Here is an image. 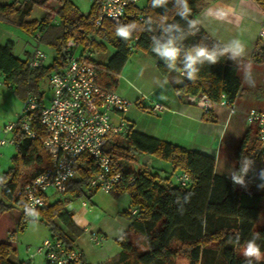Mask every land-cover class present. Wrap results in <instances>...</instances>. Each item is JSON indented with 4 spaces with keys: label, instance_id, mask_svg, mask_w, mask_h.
<instances>
[{
    "label": "trees",
    "instance_id": "trees-1",
    "mask_svg": "<svg viewBox=\"0 0 264 264\" xmlns=\"http://www.w3.org/2000/svg\"><path fill=\"white\" fill-rule=\"evenodd\" d=\"M253 1L264 9V0ZM139 3L127 9L120 23L106 22L105 31L97 32L94 21L99 15V6L95 2L89 14L83 15L70 0L0 1V22L7 23L11 17L18 16L16 26L32 35L39 34V41L56 51L50 65L30 69L28 56L26 60L14 56L13 43L0 44V77L4 85L14 89V93L23 100L30 94L41 96L40 83L61 68L65 43L70 38L78 36L84 40L95 33L94 36L97 34L100 40L94 41L93 46L99 53L106 51L105 43L114 50L105 63L96 59L92 62L98 72V84L104 89L114 91L117 77L128 59L133 51H139L156 63L162 76L172 80L178 95L186 98L204 95L218 102L224 94L229 102L234 103L241 90V81L238 68L231 59L221 57L215 64L206 62L199 66L192 79L184 74L183 51L196 45L211 48L220 44L206 33L197 20L202 10L200 0H188L191 8L188 20L195 22L194 34H188V23L176 14L174 1L169 0L166 5L158 7L152 6V0H147L143 7ZM33 7L45 11L40 21H27ZM169 24H179L186 34L182 41L179 33L172 34L177 38V46L182 49L174 69L152 51L155 46L152 37L159 38ZM122 26L129 30L127 40L116 34L117 28ZM253 59L258 63L264 61V47L255 48ZM209 120L214 122L211 118ZM15 139L16 154L11 159L10 168L0 177V219H7L9 213L19 210L17 219L20 226L25 215L18 192L49 168L50 157L39 141L28 139L21 133H15ZM108 154L114 173L121 175L110 195L118 197L127 194L131 199L130 209H136L137 215H131L130 210L126 214L130 226L127 233L117 240L121 251L105 264H172L177 259H184L189 264H245V258L240 257L237 250L245 246L254 234L258 235L256 243L264 253V229H256L264 213V179H261L264 150L255 138L252 142L249 135H245L236 156L234 171L239 170L242 157L253 161L244 186L233 184L230 176L217 175L213 156L138 133L129 124L120 135L108 141ZM139 155L155 156L167 162L173 168V175L161 176L151 169V165L146 167L143 163L137 172L123 169L124 161L133 162ZM255 165L262 169L257 180H253L251 175ZM75 171L76 178L67 183L63 196H87L90 182L100 173L96 161L86 154L76 162ZM182 172L188 173L191 178L187 188L181 187L176 180V175ZM69 201L64 198L47 205L39 214L48 226L50 238L61 242L67 249H74L83 232L73 222L74 213L66 208ZM10 234H14L12 227L0 230V264H31L30 261L12 260L15 247ZM133 237L143 241L144 250H138L133 244ZM237 238L239 243H236ZM82 261L86 264L84 259ZM253 264L257 262L253 261ZM258 264H264V260Z\"/></svg>",
    "mask_w": 264,
    "mask_h": 264
},
{
    "label": "built area",
    "instance_id": "built-area-1",
    "mask_svg": "<svg viewBox=\"0 0 264 264\" xmlns=\"http://www.w3.org/2000/svg\"><path fill=\"white\" fill-rule=\"evenodd\" d=\"M92 2L99 6L94 29L104 32L106 22L120 23L125 18L127 9L140 0ZM96 37L97 34L84 40H80L78 36L70 38L62 50L64 59L61 68L47 77L46 89L50 97L46 98L45 92L41 96H26L17 121L5 125L1 131L0 151L7 145H15V133H21L28 139L39 141L50 157L49 168L18 192L23 214L27 217L35 215L27 213L25 206L34 208L38 214L48 205V193L63 195L66 192L67 183L76 178L75 164L85 154L92 157L100 169L99 175L90 182L89 190L110 195L113 187L121 180V175L114 173L108 154V141L126 128L127 123L120 116L125 115L132 104L98 84V72L92 64L96 59L93 49ZM258 43L264 47V19L260 23ZM46 61V54L37 47L30 54L27 65L30 69H39L46 65ZM187 100L206 114L214 106L226 109L229 116L237 112L234 103L229 102L224 94L218 102L204 95L188 97ZM163 111L164 107L160 104H155L152 108L154 113ZM246 121L256 129V141L261 150H264V109L248 110ZM176 180L184 188L191 184L190 175L186 172L178 173ZM130 213L136 216L137 210L131 208ZM91 238L97 245L102 241L95 232L91 233ZM36 254L41 255L48 264H83L81 251L67 249L61 242L51 238L37 248Z\"/></svg>",
    "mask_w": 264,
    "mask_h": 264
},
{
    "label": "crops",
    "instance_id": "crops-1",
    "mask_svg": "<svg viewBox=\"0 0 264 264\" xmlns=\"http://www.w3.org/2000/svg\"><path fill=\"white\" fill-rule=\"evenodd\" d=\"M200 4L202 10L197 20L212 39L220 44H227L232 39L239 38L246 46V55L237 61L232 60L238 68L241 81V90L234 102L237 112L229 116L226 109L214 106L207 116L200 107L189 103L186 97L178 95L173 89L172 80L162 76L156 63L142 53L152 61L153 70L159 74V77H156L157 86L149 87L148 90H150L149 94L154 100V105H162L164 111L159 113L158 120L149 127L139 126L138 119L144 116L142 113L129 110L125 114V119L126 123L133 126L138 133L213 156V154L205 152L209 149V138L213 133H219L220 138L226 126H229L233 120L240 122L239 119H244L246 126H250L246 121L247 111L264 109V61L258 63L253 59L255 48L260 46L258 31L260 23L264 19V9H261L253 0H200ZM29 56L30 54L28 58ZM129 59L126 64H130V69L126 77L130 83L135 82L143 87L142 79L144 70H146L144 62L146 59L144 57ZM248 65H250L255 81V85L252 87L244 83L243 79L245 66ZM9 90L14 93L13 89L9 88ZM43 93L44 91L40 92L41 95ZM137 95L135 100L139 104L143 100L139 94ZM16 97L21 102L23 101L18 96ZM209 118L214 122H211ZM218 127L220 128L219 132L214 129ZM254 131L256 139L255 128ZM242 133L243 135L248 134L250 138L253 134L251 128L243 130ZM85 197L89 202L82 201L81 205L73 211V222L83 232L75 242V249L81 251L86 264H105L112 261L121 251L117 240L129 229L130 221L126 214L130 210L131 199L127 194L112 197L88 188ZM61 199L63 198L55 199L52 202L47 200V202L48 205H52ZM93 232L97 233L102 240L98 245L92 241L91 233ZM41 260L42 264H46L44 258Z\"/></svg>",
    "mask_w": 264,
    "mask_h": 264
},
{
    "label": "rangeland",
    "instance_id": "rangeland-1",
    "mask_svg": "<svg viewBox=\"0 0 264 264\" xmlns=\"http://www.w3.org/2000/svg\"><path fill=\"white\" fill-rule=\"evenodd\" d=\"M1 2H6L7 0H0ZM11 1V0H8ZM79 10V12L83 15H88L92 6V0H70ZM175 2V0H172ZM147 0H140L139 6L143 7L146 4ZM45 15V11L39 7H33L30 17L27 21H40ZM18 20V16L11 17L7 23L0 22V44L6 45L7 43L14 44L13 54L16 58L20 60H26L29 54H32L34 50L38 47L42 50L46 56L47 61L46 65H50L53 62V59L56 56V51L54 48L49 46L46 43H41L39 41V34L32 35L23 29L16 26V22ZM57 20H54L56 23ZM76 35V34H75ZM93 36L95 33L92 34ZM97 36L95 42H99L100 39ZM106 44L105 52H98L97 49L93 46V49L96 52V60L102 63H105L108 58L114 53V50L110 44ZM79 56V52L77 53V57ZM142 58L146 59L145 69L143 75L144 86L140 87L139 84L130 83L127 79L126 75L129 71L130 64H126L122 69L121 73L118 75L117 80L118 84L114 89V92L129 101L132 104L131 112H138L144 115L141 119H138L139 126L149 127L154 121L158 120L159 113L152 112V108L154 106V100L152 96H150L148 89L149 87L157 86V78L159 74L157 71L153 70V63L149 60L145 55L141 52H134L130 56L129 60H133V58ZM150 66V68H149ZM154 71V72H153ZM154 75H153V74ZM159 79V78H158ZM47 77L40 83L39 89L40 92H45V97L49 98L50 94L47 91ZM14 91V89H13ZM39 92V93H40ZM140 95L141 103L138 104V101L135 98ZM12 91L9 90V87H6L3 83V79L0 77V128L1 131L5 125H8L12 122H16L21 110H22V102L16 97ZM126 115L120 116V119L124 120ZM137 120V119H136ZM135 121V119H134ZM233 120L229 126H226L222 136L219 138V133H213L209 138V149L205 152L208 154H213L215 158V173L217 175H225L230 176V173L236 168V156L242 145V141L245 137L242 131L245 129H250L253 133L251 136V140H254V128L251 126H246L244 119ZM246 126V127H245ZM215 131H220V128H214ZM2 136V135H0ZM208 140V139H207ZM16 154L15 145H7L3 147L0 151V177L6 172L11 166V159ZM145 156H137L135 161L133 162H123V169L127 171H140L142 168V161ZM151 169L155 173L160 174L161 176L170 177L173 175V168L170 164L165 161L160 160L155 156H151ZM262 169L259 165H255L252 170L253 180L258 179V175ZM59 198H67L69 199V203L66 208L69 211L76 210L82 201L89 200L85 197H74L71 195L63 196L56 195L53 193H48V201L52 202L55 199ZM20 211L14 210L9 213L8 220L0 219V230H8L12 227L14 230V234L12 237V242L15 247V253L12 256V260L15 262L19 261H30L32 264H42L41 255H37V248L42 246V243L50 238V232L48 226L42 221L41 215L38 213L35 216L27 217L24 216L21 220L20 226H18V219ZM17 219V220H16ZM256 229H264V213H262L261 218L256 224ZM133 244L138 248V250H144L143 241L139 238H132ZM244 247V246H243ZM240 247L237 250V254L245 258L242 255V249ZM35 261V263H34ZM172 264H189L184 259H177L172 262Z\"/></svg>",
    "mask_w": 264,
    "mask_h": 264
},
{
    "label": "clouds",
    "instance_id": "clouds-1",
    "mask_svg": "<svg viewBox=\"0 0 264 264\" xmlns=\"http://www.w3.org/2000/svg\"><path fill=\"white\" fill-rule=\"evenodd\" d=\"M169 0H152V6L158 7L166 5ZM174 6L177 8V15L184 19L188 23L189 33L194 34L192 29L195 26V22L188 20L191 15V8L188 5V0H175ZM173 33H179V39L182 41L186 38L184 29L181 28L179 24H169L164 27L163 33L159 38L152 37L155 42V46L152 51L157 53L159 57L164 58L166 64L169 68H175L177 59L181 56L182 49L177 46L176 37ZM116 34L121 38L127 40L129 38V30L127 27H118ZM161 40H166V42L161 43ZM246 55V46L239 39L234 38L227 44H216L211 48L205 46H193L186 51H183V69L184 74L192 79L199 71V66H202L206 62L209 64L217 63L221 57H227L233 61H237ZM244 83L248 84L250 87L255 85V81L251 74L250 65L245 66L244 70ZM253 161H250L246 157H242L240 161V168L238 171H232L230 173V178L235 185H245V177L249 172ZM261 179H264V170L261 171ZM25 211L32 215H37L34 208L29 209L25 206ZM258 235L254 234L253 238L246 242L242 249V255L245 257V264H253L256 261L257 264L261 260H264V253L261 252L260 246L256 243ZM236 243H239L237 238Z\"/></svg>",
    "mask_w": 264,
    "mask_h": 264
},
{
    "label": "water",
    "instance_id": "water-1",
    "mask_svg": "<svg viewBox=\"0 0 264 264\" xmlns=\"http://www.w3.org/2000/svg\"><path fill=\"white\" fill-rule=\"evenodd\" d=\"M142 163H143L146 167H149V166L151 165V159H150V157H149V156H145V157L143 158Z\"/></svg>",
    "mask_w": 264,
    "mask_h": 264
}]
</instances>
